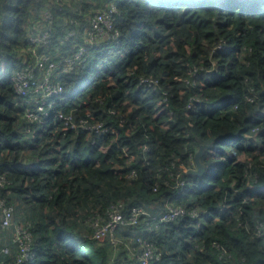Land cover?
I'll list each match as a JSON object with an SVG mask.
<instances>
[{"label":"trees","instance_id":"trees-1","mask_svg":"<svg viewBox=\"0 0 264 264\" xmlns=\"http://www.w3.org/2000/svg\"><path fill=\"white\" fill-rule=\"evenodd\" d=\"M112 3L119 37L87 46L72 71L59 68L64 93L43 122L28 120L34 97L19 95L13 76L34 61L30 36L50 28L39 51L62 62L87 44L90 19ZM0 22V198L31 228L33 257L24 264H114L107 243L114 245L94 238L92 223L117 201L151 212L120 226L118 237L138 254V236L157 246L162 256L152 264H264V0H0ZM196 66L198 84H185ZM151 76L158 89L143 85ZM73 109L77 121L114 131L73 129L58 118ZM202 145L201 176L187 168L197 167ZM124 149L135 154L130 164ZM168 201L208 214L154 229L152 215H163ZM19 210L28 219L18 220ZM6 231L15 227L0 225L2 253L14 241L1 239Z\"/></svg>","mask_w":264,"mask_h":264},{"label":"built area","instance_id":"built-area-1","mask_svg":"<svg viewBox=\"0 0 264 264\" xmlns=\"http://www.w3.org/2000/svg\"><path fill=\"white\" fill-rule=\"evenodd\" d=\"M118 12V7L115 3H112L108 9L98 10L94 16L90 19L88 28L86 29L87 44L83 45L76 55L66 56L59 63L51 58V55L45 51L40 52L39 46L42 43L51 42L53 34L50 28L42 30L39 34L30 36V40L34 45L31 47L34 54V61L28 66L19 69L13 76L16 91L21 96L34 97L33 106L29 107L25 111L26 118L32 122L44 121V116L49 112V109L55 106L54 100L59 98L65 91V85L60 78L55 74L59 68H63L64 71L70 72L74 69L75 65L87 60L86 48L87 46L95 47L97 45H107L111 41L116 40L120 35V30L115 28V19ZM43 16L48 23L53 22V11L51 8L43 9ZM1 22H0V34H1ZM72 32L71 34H73ZM64 66H62V64ZM98 69L101 67L97 66ZM203 68L195 67L194 74L196 78L193 80L185 79L183 82L187 85H197L198 77L202 74ZM44 72V73H43ZM143 85H148L154 89H158L160 84L159 79L155 77H143ZM165 100L169 99V92H165ZM251 101L255 100V96L248 98ZM190 107H193V102L190 103ZM75 110L73 109L69 115L59 111L58 118L65 120L67 123H71L73 129L83 128L91 133L106 134L109 131H114L111 124L105 122L91 123L89 119L82 118L79 121L76 120ZM90 115V113L88 114ZM80 122V125L78 124ZM124 155L127 157V162L130 164L135 159V154L131 151L124 149ZM194 167L188 166L187 171L190 172ZM136 170L133 169L131 175H135ZM180 177L179 182L176 185L179 193L185 191L186 179L181 177V173H177ZM6 177L0 176V185H5ZM155 190L158 186L154 187ZM124 201L112 202L103 215L97 214L93 220L92 226L94 228L93 237L99 240L104 238L116 245L119 244L120 238L118 237V231L120 226L127 227L134 224H138L141 221L143 215H151V212L143 205H133L130 209L126 210ZM0 206L3 207L2 216L0 218V225L2 228L15 227L13 235V244L5 245L0 252V264H24L33 257V234L29 223H17L15 221V205H7L6 199L0 198ZM192 213L195 216L207 215L206 209H188L183 205H175L171 201H168V208L163 215H152L154 221L149 222L151 227L159 229L160 224L167 221H173ZM137 240L140 245V249H143L142 253L138 254L135 245L129 246L130 252L138 256V261L135 264H152L154 259H160L162 251L157 246L149 243L147 240L138 236Z\"/></svg>","mask_w":264,"mask_h":264},{"label":"rangeland","instance_id":"rangeland-1","mask_svg":"<svg viewBox=\"0 0 264 264\" xmlns=\"http://www.w3.org/2000/svg\"><path fill=\"white\" fill-rule=\"evenodd\" d=\"M162 202H157L155 203L154 205H151L150 208L152 210H159L161 207H162ZM17 218L18 220H22L21 222L25 221L26 219H28V215H26L23 210H19V212H17ZM133 230H121V232H123L124 235H131L130 232H132ZM7 232V231H6ZM1 239H7V238H10L12 239L13 238V233H9L7 232V234L5 232H1ZM122 237V236H121ZM107 238H104L102 239V241H105L107 243V241L109 240H106ZM130 242L128 243H125L127 241H123L122 240V245L119 244H116L114 246H110L111 244L110 243H107V247L110 251V255L111 257H115V260H114V264H131L130 262L134 260V256L133 255H130L129 253V249L127 246H131V245H134V243H131L132 240L129 239ZM9 244V243H8ZM8 244H5V245H8ZM14 247L15 245L12 244Z\"/></svg>","mask_w":264,"mask_h":264},{"label":"water","instance_id":"water-1","mask_svg":"<svg viewBox=\"0 0 264 264\" xmlns=\"http://www.w3.org/2000/svg\"><path fill=\"white\" fill-rule=\"evenodd\" d=\"M205 148H206V145H202L199 149H198V151H197V153H196V157H195V159H196V164H197V167L196 168H194V169H192L191 171H190V173L192 172V173H195V174H198V175H204L205 173H206V171H207V167H206V165L203 163V161H202V156H203V154H204V152H205Z\"/></svg>","mask_w":264,"mask_h":264}]
</instances>
